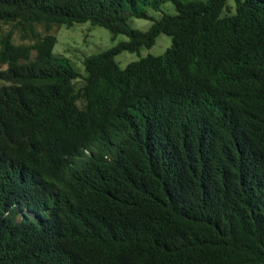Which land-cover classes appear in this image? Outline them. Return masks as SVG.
Returning a JSON list of instances; mask_svg holds the SVG:
<instances>
[{
    "label": "trees",
    "instance_id": "trees-1",
    "mask_svg": "<svg viewBox=\"0 0 264 264\" xmlns=\"http://www.w3.org/2000/svg\"><path fill=\"white\" fill-rule=\"evenodd\" d=\"M143 1L0 0V264H264V0ZM86 20L128 38L82 73Z\"/></svg>",
    "mask_w": 264,
    "mask_h": 264
},
{
    "label": "rangeland",
    "instance_id": "rangeland-1",
    "mask_svg": "<svg viewBox=\"0 0 264 264\" xmlns=\"http://www.w3.org/2000/svg\"><path fill=\"white\" fill-rule=\"evenodd\" d=\"M234 10L235 1L228 0ZM138 5L144 7L151 15L158 18L162 12L174 13L175 7L171 1H165L160 9H153L150 5L143 0H138ZM152 20L145 17L130 18V24L134 27L141 29H147ZM3 31L12 27L10 23H0ZM36 28L44 32L42 24H37ZM50 32L56 34V42L53 46V53L61 58H64L70 62L80 72L85 73L83 60L84 57L109 48L115 45L117 42L127 39L128 36L124 33H118L114 37L110 30L102 25L93 24L89 20L74 22L72 25L62 24L59 27H52ZM12 37L15 42H20L19 32L16 28L13 29ZM171 36L164 32H161L156 37V41L149 47H141L137 51L123 50L115 55V58L120 66H124L129 61L134 60L140 56L151 54H160L170 44ZM64 61V60H63ZM4 67V65H3ZM81 77L75 79L76 84H79ZM77 80V81H76ZM4 83V80L0 79V84Z\"/></svg>",
    "mask_w": 264,
    "mask_h": 264
}]
</instances>
